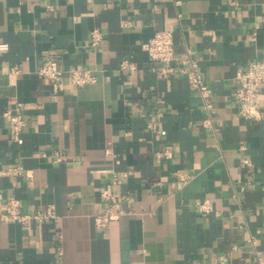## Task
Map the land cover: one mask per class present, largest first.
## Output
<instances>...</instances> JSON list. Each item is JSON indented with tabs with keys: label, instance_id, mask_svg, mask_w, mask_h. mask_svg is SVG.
I'll return each instance as SVG.
<instances>
[{
	"label": "crops",
	"instance_id": "0c3cea01",
	"mask_svg": "<svg viewBox=\"0 0 264 264\" xmlns=\"http://www.w3.org/2000/svg\"><path fill=\"white\" fill-rule=\"evenodd\" d=\"M169 26L173 64L191 47L207 97L143 47ZM0 41V169H24L0 189L57 213L1 221L0 264H264V84L260 119L234 97L239 69L264 56V0H0ZM47 57L96 79L65 73L56 89L38 72ZM7 110L25 121L17 134ZM104 189L126 212L101 227Z\"/></svg>",
	"mask_w": 264,
	"mask_h": 264
},
{
	"label": "built area",
	"instance_id": "2783aa9c",
	"mask_svg": "<svg viewBox=\"0 0 264 264\" xmlns=\"http://www.w3.org/2000/svg\"><path fill=\"white\" fill-rule=\"evenodd\" d=\"M92 43L98 44L103 38V33L99 28L92 30ZM9 47L6 41H0V51ZM143 47L146 49L149 58L152 61H157L155 69L168 75L176 72H183L189 81L200 91L201 95L207 97L211 89L207 83L206 78L198 69L197 57L193 54L191 47H187L181 56L182 65L177 67L173 64L175 60V40L174 28L165 27L157 30L150 38L143 42ZM186 64L189 66L187 67ZM122 68H134L135 64L128 59L121 61ZM38 72L43 77L51 81L57 89L63 80L65 73L69 81L75 85H82L96 79V75L90 68L82 65H74L68 69H63L59 66L57 61L52 57H47L39 66ZM238 87L234 92L235 100L239 104V111L241 115L248 119H260L263 116V111L258 105V98L261 86L264 84V56L251 60L246 68H240L237 73ZM207 106L210 103L207 101ZM4 115L11 121L12 128L17 134L25 124L24 119L11 110L4 112ZM211 118L208 116L204 119V123L208 125ZM64 158L63 154L56 151V160ZM250 162L249 159H245ZM23 166L16 165L7 169H0V173H22ZM180 178L186 181L188 176L180 173ZM102 195L109 199L106 207L100 209L95 213V222L98 226H106L112 219L119 218L126 211L121 206L122 196L116 191L104 189ZM199 209L202 213H210L214 210L213 203L209 198L198 201ZM57 213L54 205H50L46 209H40L35 212H24L21 210V199L14 194L6 195L0 189V222L1 221H18L28 222L35 218L40 221L52 220L56 218ZM196 264H207L204 260H198Z\"/></svg>",
	"mask_w": 264,
	"mask_h": 264
}]
</instances>
